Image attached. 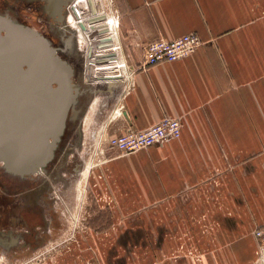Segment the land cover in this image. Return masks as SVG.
Wrapping results in <instances>:
<instances>
[{"label":"crops","instance_id":"obj_1","mask_svg":"<svg viewBox=\"0 0 264 264\" xmlns=\"http://www.w3.org/2000/svg\"><path fill=\"white\" fill-rule=\"evenodd\" d=\"M111 2L115 37L95 45L97 66L84 57L80 73L102 102L84 120H89L84 130L89 161L96 159L99 132L145 131L164 117L182 123L178 139L132 154L105 145L99 154L103 189L118 190L119 212L111 209L112 225L140 227L119 236L125 248L134 249L121 264H157V248H169L188 232L205 240L197 230L202 215L223 230L212 240L220 235L235 245L244 240V257L253 249L239 233L254 226L256 260L254 231L264 225V0ZM190 34L203 41L193 54L144 66L148 43ZM113 50L116 63L109 70L106 55ZM101 73L96 85L92 79ZM11 240L18 241L12 234ZM142 249L153 251L146 258ZM163 252L164 259L169 252ZM169 255L163 263L176 264Z\"/></svg>","mask_w":264,"mask_h":264},{"label":"rangeland","instance_id":"obj_2","mask_svg":"<svg viewBox=\"0 0 264 264\" xmlns=\"http://www.w3.org/2000/svg\"><path fill=\"white\" fill-rule=\"evenodd\" d=\"M76 2L74 15H69V23L73 27L78 26L82 29V33L78 34L79 50L85 58L92 59L97 66L99 58L95 45L99 41L98 38L111 37L113 40L115 37L116 21L112 2L111 0H76ZM0 11H4L3 2L0 4ZM24 17L26 22L14 15V18L21 23L30 24L36 28L43 27L34 15L27 14ZM97 30H99L98 34H96ZM96 35L98 38H96ZM74 68L77 78L80 77L79 74L82 71L77 66H74ZM102 77L101 73L99 75L100 80L93 78L92 82L96 85L100 84ZM78 83L81 86L86 84L83 80ZM83 99L84 101L87 100L86 95L83 96ZM101 105V96L95 95L90 101L87 112L91 110L92 116L94 111L99 110ZM112 106L114 105L112 104ZM91 107L92 109H90ZM85 116L80 126L71 122L68 123L67 128L73 127V131L68 132L67 128L65 130V138L69 136V139H72L75 136L76 146L69 159L76 155L78 158L83 157L85 166H83L80 175H77L73 180L70 179L68 183L55 182L50 187L52 196L60 202L58 212L61 215L59 221L54 217V223L55 225L61 224V229L53 232L52 238L44 246H39L30 252H19L15 255H5L0 252V264H121L123 256L129 255V252L134 250L133 246L125 248L120 242L119 236L126 232L131 233L130 230L138 232L140 227L118 226L111 223V209L119 212V210H116L118 197L115 193L118 190L110 189L111 193L109 194L107 190L103 189L105 185L101 183L99 171L101 165L99 154L101 152H95L96 159L91 161L86 155L88 146L85 143L88 136L85 133L87 132L89 120L84 122ZM91 116L88 118L90 119ZM78 141H80V144L77 143ZM82 152L83 155L80 156L79 154H82ZM197 224V230L206 237L205 240L198 241L189 232L185 233V236L182 234L181 237L178 236L177 239L171 242L169 248L165 247L164 249L162 246L157 248V250H161L157 264H164L163 261L167 259L169 253H171L169 256L175 259L173 261L176 264H182L183 261L188 264H255V243L252 239L254 226L250 229V232L247 228L245 230L242 228L244 232L239 233L240 236L248 239L245 245H248L251 250L253 249L251 256L245 255L244 257V240L240 243L236 241L239 245L222 241L221 235L219 236L220 240H212L211 237L214 234L217 232L218 234L223 233V230H219V226L214 223L210 224L205 215L198 218ZM178 227L173 226L177 231ZM240 236H237V239ZM162 249L169 252H167L168 254L164 259L162 254L165 252ZM135 250L138 251V249ZM148 250L153 251V249H142V252H140L147 258ZM111 254L114 256L109 259ZM134 260H136L135 255H133Z\"/></svg>","mask_w":264,"mask_h":264},{"label":"water","instance_id":"obj_3","mask_svg":"<svg viewBox=\"0 0 264 264\" xmlns=\"http://www.w3.org/2000/svg\"><path fill=\"white\" fill-rule=\"evenodd\" d=\"M116 57V50L106 55L109 70H114ZM109 75L115 78V74ZM78 78L74 66L60 56L46 37L16 20L10 11H0V164L3 169L21 176L45 171L68 123L80 126L91 99L97 94L95 88L81 86L78 82L83 79ZM0 241L17 243L8 237Z\"/></svg>","mask_w":264,"mask_h":264},{"label":"flooded vegetation","instance_id":"obj_4","mask_svg":"<svg viewBox=\"0 0 264 264\" xmlns=\"http://www.w3.org/2000/svg\"><path fill=\"white\" fill-rule=\"evenodd\" d=\"M1 2L5 11H10L23 21L26 20L25 15H34L43 27L25 25L46 37L62 58L65 57V60L83 71L84 55L79 50L78 42V34L82 33V29L69 23V15H74L76 0H0V4ZM98 32L99 30L96 34ZM98 39L97 43H106V37ZM73 130V127L67 128L68 132ZM65 135L66 131L45 171L21 176L6 171L0 164V239H11V234L18 239L13 245L0 241L1 253L15 255L30 252L44 246L52 238L53 232L61 229V224L54 223V217L59 221L61 214L58 212L60 202L52 196L51 184L68 183L70 179L80 175L85 166L83 157L78 158L76 155L77 157L69 159L76 146L75 136L69 139Z\"/></svg>","mask_w":264,"mask_h":264},{"label":"built area","instance_id":"obj_5","mask_svg":"<svg viewBox=\"0 0 264 264\" xmlns=\"http://www.w3.org/2000/svg\"><path fill=\"white\" fill-rule=\"evenodd\" d=\"M203 44L197 35H185L174 41L155 40L147 44L144 55V66H153L161 62H174L193 54ZM182 135L180 120L164 117L159 123L145 131L128 130L120 135L109 136L99 132L93 149L101 152L104 146L118 150L122 154H132L169 139H178ZM254 236L258 241L255 264H264V225L257 227Z\"/></svg>","mask_w":264,"mask_h":264},{"label":"bare ground","instance_id":"obj_6","mask_svg":"<svg viewBox=\"0 0 264 264\" xmlns=\"http://www.w3.org/2000/svg\"><path fill=\"white\" fill-rule=\"evenodd\" d=\"M65 58V57H64ZM1 127H3L2 128V131H4V124L3 125H1ZM5 130H6V127H5ZM2 136V135H1ZM78 148V147H77Z\"/></svg>","mask_w":264,"mask_h":264}]
</instances>
